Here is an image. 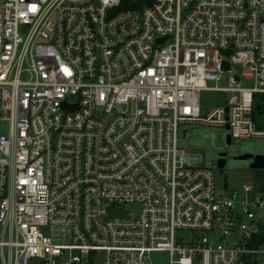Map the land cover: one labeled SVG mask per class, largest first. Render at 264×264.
Segmentation results:
<instances>
[{
	"label": "built area",
	"instance_id": "built-area-1",
	"mask_svg": "<svg viewBox=\"0 0 264 264\" xmlns=\"http://www.w3.org/2000/svg\"><path fill=\"white\" fill-rule=\"evenodd\" d=\"M133 3L0 0V264H264V186L179 145L264 138V0Z\"/></svg>",
	"mask_w": 264,
	"mask_h": 264
},
{
	"label": "rangeland",
	"instance_id": "rangeland-1",
	"mask_svg": "<svg viewBox=\"0 0 264 264\" xmlns=\"http://www.w3.org/2000/svg\"><path fill=\"white\" fill-rule=\"evenodd\" d=\"M247 87L254 85L253 81H244ZM216 84L209 83L214 87ZM226 83H221L220 87ZM258 100L264 105V96H259ZM226 95L218 91H208L201 94V107L204 114L210 112L217 106L226 104ZM257 127L264 131V114L257 118ZM8 129L0 127V135H6ZM227 131L225 129L212 126H186L179 128V145L191 151L198 152L204 159V165L217 169V162L220 155L226 154V165L223 170L218 172V183L222 187L228 183L231 188L241 187L246 183H256L264 186V170L251 169V160H236L238 156L250 154L253 156H264V138L260 139H237L228 144ZM130 211L134 214L139 211L138 205H131ZM154 259L161 263H167V254H155ZM259 264H262L260 261Z\"/></svg>",
	"mask_w": 264,
	"mask_h": 264
},
{
	"label": "water",
	"instance_id": "water-1",
	"mask_svg": "<svg viewBox=\"0 0 264 264\" xmlns=\"http://www.w3.org/2000/svg\"><path fill=\"white\" fill-rule=\"evenodd\" d=\"M132 6L135 7L136 3H133ZM257 111L259 112L260 115L264 114V110L261 111V108L259 106H257V108H255L252 112V118L254 121L256 119ZM227 142H228V144H230L231 140L228 139ZM235 159L236 160H242V161L253 159V163L251 164V169H253V170H264V156H262V155L253 156L250 154H245L242 156H238ZM225 165H226V154H222V155H220L219 168L224 169Z\"/></svg>",
	"mask_w": 264,
	"mask_h": 264
},
{
	"label": "trees",
	"instance_id": "trees-1",
	"mask_svg": "<svg viewBox=\"0 0 264 264\" xmlns=\"http://www.w3.org/2000/svg\"><path fill=\"white\" fill-rule=\"evenodd\" d=\"M136 1L138 4H140L143 0H122V6L120 7V10H128L131 9V4ZM150 1V0H148Z\"/></svg>",
	"mask_w": 264,
	"mask_h": 264
}]
</instances>
